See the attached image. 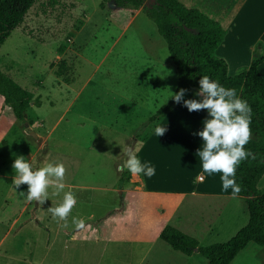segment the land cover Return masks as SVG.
<instances>
[{"label":"rangeland","instance_id":"1","mask_svg":"<svg viewBox=\"0 0 264 264\" xmlns=\"http://www.w3.org/2000/svg\"><path fill=\"white\" fill-rule=\"evenodd\" d=\"M153 1L135 9L101 8L102 0H36L0 47V71L31 98L22 121L0 98V264H207L199 253L187 257L159 239V228L172 224L158 205L168 210L174 200L138 199L132 187H141L139 179L119 167L132 149L156 169L141 177L144 190L184 186L183 180L191 189L225 192L220 174L204 173L197 153L202 141L193 133L203 116L190 117L180 103L159 137L152 129L160 117L148 121L178 83L166 44L146 14ZM178 1L208 9L206 0ZM230 63L232 75L245 68ZM260 72L264 78V62ZM13 153L35 167L63 162L65 191L77 198L66 221L48 211L63 193L49 188L40 205L21 193L26 183L15 186ZM162 173L171 181H162ZM203 200L209 222L227 219L220 233L197 238L200 246L228 241L247 222L240 199ZM247 246L233 264H264V248Z\"/></svg>","mask_w":264,"mask_h":264},{"label":"trees","instance_id":"2","mask_svg":"<svg viewBox=\"0 0 264 264\" xmlns=\"http://www.w3.org/2000/svg\"><path fill=\"white\" fill-rule=\"evenodd\" d=\"M35 2L36 0H0V47L11 32L21 25ZM111 3L119 8L131 6L138 9L144 5L145 0H102L100 7L104 8ZM146 14L165 42L177 72L175 91L185 88L187 93L193 88L198 89L200 75H209L225 87L235 88L251 108V135L244 145L249 155L236 169V182L240 191L235 195L245 202L248 215L246 225L228 241L207 246H200L195 238L171 225H166L159 234L161 241L184 255H192L193 249L197 248L207 264H229L249 243L264 248V192H260L257 187L264 176V78L259 70L264 56L256 55L255 48L250 65L230 76L226 61L215 54L227 33L218 22L197 9L185 7L178 0H154ZM0 98L9 105L15 120L25 119L30 95L1 71ZM177 105L170 98L148 121L155 122Z\"/></svg>","mask_w":264,"mask_h":264},{"label":"clouds","instance_id":"3","mask_svg":"<svg viewBox=\"0 0 264 264\" xmlns=\"http://www.w3.org/2000/svg\"><path fill=\"white\" fill-rule=\"evenodd\" d=\"M256 55H264V41L258 43ZM198 89L194 96L185 98L187 89L179 88L173 92L169 89L166 101L171 98L175 103L186 106L188 111L206 110V116L201 127L193 133L201 138L202 146L197 150L204 173L220 174L222 190L229 188L232 194L239 193L240 186L236 182L237 166L247 158L249 152L245 149L250 139L251 108L248 102L237 94V90L225 87L218 80L209 75H200ZM153 133L161 136L166 131V125L155 123ZM12 168L13 180L16 187L26 183L27 189L21 193L29 201H36L43 205L49 199V188L52 194L63 193L62 199L55 206L48 207L53 217L67 220L73 206L77 202L72 191H65L63 162H47L41 167H35L23 154L13 153ZM127 169L132 175L143 174L146 177L155 175V166L150 161H141L136 151L129 149L127 158L120 166ZM73 223L82 226L83 221L73 217Z\"/></svg>","mask_w":264,"mask_h":264},{"label":"crops","instance_id":"4","mask_svg":"<svg viewBox=\"0 0 264 264\" xmlns=\"http://www.w3.org/2000/svg\"><path fill=\"white\" fill-rule=\"evenodd\" d=\"M206 6L208 9L202 12L209 18L218 22L227 31L226 36L222 44L217 49L216 53L220 55L219 57L226 61L228 66V74L232 76L234 71H231L230 69V62H233L237 66H249L255 49L253 46L257 45V47H260L258 43L264 41V0H206ZM241 55L243 56L242 58H240ZM237 68L238 70L240 69V67ZM196 90V88L191 89L185 94V98H197L194 96ZM179 104L180 103H178V105ZM175 108L174 110L172 109L169 113L160 117V121L158 123L165 124V121H168L172 117L171 115L173 111L176 110ZM187 113H189L190 117L198 116V114L203 117L206 116V110L190 112L187 109ZM147 145L148 144H145V147ZM142 147L143 146H140L139 150L140 148L142 149ZM169 174L170 173L163 174L164 178L161 180L165 182L171 181L167 178ZM135 176H137V179H139L141 187L135 185L132 188L135 187L139 189V191L136 192L135 190L133 191V189H129V191L139 193L137 196L138 199H141V195H147L148 197L155 195L162 197L159 199L174 200L172 205L167 207L168 210L166 209V206L159 204L157 210L158 214L166 218L165 223H169V221H171V226L183 232L184 234L195 238L197 241V238H205L210 234L220 233L222 229L221 227L227 219L226 216L223 219L216 218V220L209 222L207 215L211 212L208 210V205H206L207 202L204 204V198L208 200L238 198L245 204L242 198L232 194L231 188L225 192L218 193L209 192L206 190L198 191L186 186L183 180H178V182L183 183L184 186H179L176 188H147L144 190V179L142 178H145V176H140L139 174ZM198 181H204V178ZM130 182L133 183L132 179H130ZM261 186H264V176L257 185L259 191ZM224 215H226V213ZM246 223L244 225H246ZM243 226L239 227L232 236H234L236 232ZM162 229L159 228V234ZM198 243L200 245L199 241ZM247 247L248 246L241 250L229 264L235 263L237 258L242 255ZM192 255L187 257H191Z\"/></svg>","mask_w":264,"mask_h":264},{"label":"water","instance_id":"5","mask_svg":"<svg viewBox=\"0 0 264 264\" xmlns=\"http://www.w3.org/2000/svg\"><path fill=\"white\" fill-rule=\"evenodd\" d=\"M29 134L33 137V138H36V134L33 132V131H30ZM193 251L195 252H198V249L197 248H194Z\"/></svg>","mask_w":264,"mask_h":264},{"label":"built area","instance_id":"6","mask_svg":"<svg viewBox=\"0 0 264 264\" xmlns=\"http://www.w3.org/2000/svg\"><path fill=\"white\" fill-rule=\"evenodd\" d=\"M198 180H202V177H198Z\"/></svg>","mask_w":264,"mask_h":264}]
</instances>
